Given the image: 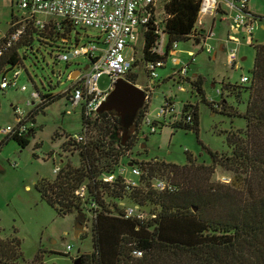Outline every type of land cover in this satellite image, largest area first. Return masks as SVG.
<instances>
[{"label":"trees","instance_id":"1","mask_svg":"<svg viewBox=\"0 0 264 264\" xmlns=\"http://www.w3.org/2000/svg\"><path fill=\"white\" fill-rule=\"evenodd\" d=\"M198 5L197 0H163L161 21L166 35L165 52L158 55L153 51L158 34L150 23L146 25L137 60L142 64L154 60L165 62L172 43L189 40V35L195 31ZM75 27L67 20H49L43 28H38L31 20L11 14L9 27L0 38V49L12 33L20 32L0 53V76L23 65L28 52L35 53V41L43 47L49 46V55L56 51L55 61H64L60 56L73 46L70 33ZM253 48L249 80L246 83H222L218 91L219 102L206 100L200 76L189 80L202 101L213 111L217 112L220 106L218 111L222 114L239 116L245 121L243 131L226 132L230 154H218L207 149L211 157L209 164L196 163L189 153H186L187 161L182 165L156 158L145 161L131 159L142 170L135 186L126 185L121 175H116L113 181H106L107 175L116 172L120 159L153 134L149 133L141 141L138 137L139 129L143 128L142 120L148 114L150 99L138 110L129 128V138L123 145L122 127L115 112H97L92 119L81 114L80 131H85L84 141L66 138L62 143L78 148L79 165L72 167L65 163L59 166L52 179L43 178L35 184L41 199L57 214L77 212L80 221H91L93 249L89 253L78 254L73 262L264 264V42L254 44ZM64 62L66 65L71 63ZM135 65L136 62L133 63ZM72 71L67 74V79ZM136 78L131 70L124 79L136 83ZM33 85L38 96L33 100V111L25 117L23 124L28 119L34 122L38 111L60 97L69 98L71 90L68 86L61 93L53 94L43 85L45 92L39 90L35 83ZM243 92H246L243 111H227L224 94L230 93L239 99ZM153 123L159 128L165 125L159 120ZM198 124V105L185 102L179 120L171 126L197 134ZM26 130L6 134V138L13 139L23 148L29 143ZM216 166L232 173L229 182L213 178ZM156 180L163 181L165 188H155ZM124 199L131 206H137L132 215H126L125 206H121ZM146 202L153 208L145 217L141 207ZM20 243L15 235L0 237V264H26ZM133 251H140L141 255L136 256ZM37 259L39 254L33 261Z\"/></svg>","mask_w":264,"mask_h":264},{"label":"rangeland","instance_id":"2","mask_svg":"<svg viewBox=\"0 0 264 264\" xmlns=\"http://www.w3.org/2000/svg\"><path fill=\"white\" fill-rule=\"evenodd\" d=\"M256 4L252 11L262 18L254 22L252 44L248 42V35L244 34L239 45L240 57L237 68H231L226 64L225 51L219 49V42L215 38L224 37L223 26L216 21L212 31L215 36L207 39L200 45L190 39L178 41L174 48L175 55L170 54L164 67L157 68L155 86L151 89L148 107V117L156 118L159 107L164 98H170L174 102L177 112L181 110L185 102L198 105V132L182 128H173L169 124L157 127L155 133L148 135L146 141H141L133 151L120 159L118 165H124L131 159L148 160L156 158L167 163L182 165L186 163V153L192 154L196 163L209 164L211 157L207 149L218 154H230V147L226 143V132L243 131L245 121L239 116L222 114L220 106L213 111L205 102L189 80L197 76L201 77V88L207 101L219 102L221 100L218 91L222 83H240V77L248 75L253 65V45L264 42V0H251ZM163 0L158 2V15L161 14ZM250 7V4H249ZM11 14L21 17L23 11L11 0H0V38L6 33L11 20ZM205 18L200 17L196 26L201 25ZM19 22V21H18ZM17 23V22H16ZM206 26V24H204ZM241 37V35H240ZM101 40L99 32L92 28L76 26L70 33L72 45L90 43ZM76 40H78L76 42ZM94 43V42H93ZM139 58L142 47V38L138 37L132 43ZM34 54L28 52L23 59V65L15 67L20 71L17 87L0 89V128L16 124V111L21 112L22 117L28 116L33 111V105H27L31 101V92L37 88L43 92L42 85L51 93L57 94L65 90L71 83L67 74L75 69L82 68L86 63L85 57L73 58L68 65L64 61H55L54 54L49 55L51 48L43 47L37 41L33 44ZM212 49L211 53L206 51ZM194 51L195 61L188 65L186 78L179 79L173 73L182 65L189 62L191 56L188 51ZM126 54L132 56V47L126 50ZM135 57V60L137 58ZM174 57L180 60L174 63ZM132 72L137 75L136 84L144 86L147 82L146 73L142 63H136ZM72 74V73H71ZM70 75V74H69ZM73 75V74H72ZM77 76L74 73L73 78ZM195 76V77H194ZM69 78V77H68ZM107 78L101 77L98 86L104 88ZM21 85L26 86L25 91L19 90ZM51 85V88L49 87ZM227 111L241 113L244 109L246 92L236 99L232 94H224ZM215 107V105H214ZM82 126L80 107L71 105L65 96L55 100L42 111L34 115V122H25L26 137L29 143L25 147L13 139H7L6 134L0 132V237L15 235L20 240L22 257L26 264H74L75 256L80 253L92 251L91 221L85 219L82 223L83 231L75 236L74 224L77 212L59 215L40 197L35 184L40 179H52L56 165L63 166L69 163L72 167L79 165L78 148L69 144H62L66 136L80 132ZM66 146V148H62ZM64 149V150H63ZM131 175L130 173H128ZM232 173L223 167L216 166L213 178L220 182H229ZM131 206L128 200L121 206ZM123 206V207H124ZM153 208L146 202L141 207L142 214L146 217ZM78 222H82L78 220ZM67 245L70 249L67 250ZM39 254V259L34 258Z\"/></svg>","mask_w":264,"mask_h":264},{"label":"built area","instance_id":"3","mask_svg":"<svg viewBox=\"0 0 264 264\" xmlns=\"http://www.w3.org/2000/svg\"><path fill=\"white\" fill-rule=\"evenodd\" d=\"M160 0H11V3L17 5L22 11L23 20H31L34 26L43 28L49 20H67L73 26H81L83 28H92L99 32V41L90 43L73 45L67 52L61 54L60 58L64 61H71L73 58L85 57L87 63L80 68L77 76L71 78L69 87H71L69 98L67 101L71 105L80 107L81 114L92 119L96 116V109L102 101H104L114 86V82L122 78L124 79L133 68V63H139L135 60V49L132 43L138 37L142 38L146 29V25L152 24L155 26V32L158 34L157 41L153 47V51L158 55H163L165 52L166 35L163 31L162 14L163 8L161 5V14L158 15V2ZM162 1V0H161ZM198 19L205 18L201 25L196 26L195 31L189 35V39L200 45L204 49L203 44L207 39L214 36L212 31L216 21L226 23L227 30L225 40V61L231 68L238 67L239 45L240 38L244 34L248 35V42L252 44V31L254 22H256L255 14L248 8L249 0H197ZM21 18V17H20ZM21 20V19H19ZM18 20V21H19ZM198 21V20H197ZM206 24V26L204 25ZM234 30V32L232 31ZM20 30L12 33L7 41L3 44V48L9 46L12 40H15ZM241 35V37H240ZM94 42V43H93ZM229 44V45H228ZM172 49L169 55L177 46V43H172ZM132 47L133 54L129 56L126 50ZM0 49V53L2 49ZM209 53L212 49L207 48ZM192 62L195 53L188 51ZM168 58V57H167ZM189 61V62H190ZM165 62L162 60L149 61L143 64L146 73V84L141 87L146 93V101L150 99L151 89L155 86L157 78V68L163 67ZM85 66L86 69H83ZM188 68V62H183L182 65L173 73L179 79H185ZM20 76L19 70H10L8 73L0 76V89L8 87H17V80ZM105 76L108 79L106 87L100 88L98 81ZM249 80L248 75L243 74L240 77V83H246ZM19 90L25 91L26 86L21 85ZM38 93L33 90L31 92V101L27 100V105H32ZM169 98H164L162 101L156 118L148 117V114L143 118V128L139 129L138 137L141 141L149 133H155L158 124H154L155 120L162 121L164 124L171 125L179 120V111L175 110L172 101ZM144 102V103H145ZM181 111V110H180ZM16 124L7 125L6 128H0V132L4 134L23 133L26 130L25 124L22 121L25 117L21 116V112L16 111ZM189 116L186 117L189 120ZM85 131H80L66 136L68 140L82 142L85 139ZM140 161V160H139ZM54 173L59 171V166L56 165L53 169ZM130 173L131 175H129ZM142 170L138 164H134L131 160L124 165H118L115 173L106 176V181H113L116 175H121L124 182L129 187L135 186L140 178ZM155 188H165V183L156 180ZM81 192L83 189L81 188ZM122 204V203H121ZM137 211V206L125 207V214L132 215ZM138 216H141L138 214ZM70 246L67 245V250ZM134 255L140 256V251H133Z\"/></svg>","mask_w":264,"mask_h":264},{"label":"water","instance_id":"4","mask_svg":"<svg viewBox=\"0 0 264 264\" xmlns=\"http://www.w3.org/2000/svg\"><path fill=\"white\" fill-rule=\"evenodd\" d=\"M85 66L83 69H86ZM74 71L72 74L77 73ZM70 75L73 78V75ZM146 100L145 91L139 87L136 83L127 81L125 79L119 78L114 82L112 90L108 93L106 99L100 103L96 111L98 113L102 112H115L119 118V123L122 127L121 133V145L125 144L129 138V128L133 124L135 116L138 110L143 106ZM83 216V215H82ZM79 216L77 215L76 221L74 224V233L75 236H78L79 233L83 231L82 222H78ZM78 264V260L74 262Z\"/></svg>","mask_w":264,"mask_h":264},{"label":"crops","instance_id":"5","mask_svg":"<svg viewBox=\"0 0 264 264\" xmlns=\"http://www.w3.org/2000/svg\"><path fill=\"white\" fill-rule=\"evenodd\" d=\"M249 4H250V7H249ZM249 4H248V8L250 9V11L253 13V14H255L253 11H252V9H254L255 8V6H256V4L254 3V2H252L251 0H249ZM256 15V14H255ZM220 24L223 26V28H224V30H225V32H224V37L223 38H215L214 40H216V42L218 43L219 42V49L220 50H222V51H225V47H226V44H225V38H226V34H227V30H229V28H228V26H227V24L226 23H222V22H220ZM232 31L234 32V30L232 29ZM215 36V35H214ZM212 37V36H211ZM229 45V44H228ZM203 50V49H202ZM191 51V50H190ZM194 52V51H193ZM209 53H211V52H209ZM171 54L172 55H175L176 54V51L175 50H173L172 52H171ZM196 54V53H195ZM240 59L241 60H244L245 59V57L243 56V57H240ZM167 60V59H166ZM193 61H195V56H194V60ZM192 61V62H193ZM166 62V61H165ZM180 62V60L179 59H177L176 57H174V63H179ZM190 63H191V61L190 62H188V65H190ZM164 66H165V64H164ZM163 66V67H164ZM195 77V76H194ZM107 80V83H108V79H106ZM139 86V85H138ZM172 103H173V105H174V102L172 101ZM174 108H175V110H176V107L174 106Z\"/></svg>","mask_w":264,"mask_h":264},{"label":"flooded vegetation","instance_id":"6","mask_svg":"<svg viewBox=\"0 0 264 264\" xmlns=\"http://www.w3.org/2000/svg\"><path fill=\"white\" fill-rule=\"evenodd\" d=\"M78 72L77 73H79L81 70H80V68H78V70H77Z\"/></svg>","mask_w":264,"mask_h":264}]
</instances>
